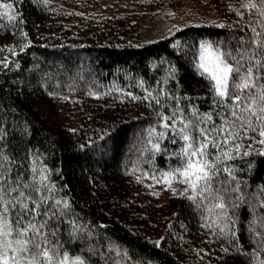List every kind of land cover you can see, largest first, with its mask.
<instances>
[{"label": "trees", "instance_id": "obj_1", "mask_svg": "<svg viewBox=\"0 0 264 264\" xmlns=\"http://www.w3.org/2000/svg\"><path fill=\"white\" fill-rule=\"evenodd\" d=\"M10 1L16 18L0 12V134L14 161L8 165L12 177L31 182L36 167L52 188L45 194L70 205L60 217L61 253L87 264L264 260L256 234L264 216V156L253 152L227 162L238 169L245 201L229 206L235 236L225 237L212 224L215 214L181 195L183 184L165 186L161 174L179 165L174 153L183 142L172 143L168 131L158 141L161 151H152L165 131L161 115L182 110L185 120L195 122L197 111L221 122L224 109L195 66L199 46L248 47L251 27L261 30L255 23L260 16L241 8L240 0H200L219 16L142 41L138 15H102L103 0ZM149 93L160 103L145 99ZM248 143L261 149L245 141L242 151Z\"/></svg>", "mask_w": 264, "mask_h": 264}, {"label": "snow or ice", "instance_id": "obj_2", "mask_svg": "<svg viewBox=\"0 0 264 264\" xmlns=\"http://www.w3.org/2000/svg\"><path fill=\"white\" fill-rule=\"evenodd\" d=\"M240 6L261 18L255 22L261 30L257 31L255 26L250 29L253 35L248 47L221 50L202 42L195 62L200 74L209 81L219 107L224 109L221 122L217 124L210 114L201 116L197 111L192 113L195 122L185 120L182 110L161 115L164 123L160 126L165 131L158 134L152 148L153 152L161 151L158 141L164 139L168 131L172 133V143L177 139L183 142L179 152L174 153L179 165L161 176L169 187L173 181L183 184L182 196L198 209L215 214L212 224L225 237L235 236L231 227L235 221L228 215L229 206L237 208L245 201L242 181L236 176L238 169L227 162L243 159L253 152L264 156V150L254 149L253 143H248L242 151L245 141L264 146V24L261 23L264 0H240ZM0 8L11 10L13 6L0 4ZM4 15L10 21L16 18L7 12ZM149 97L151 93L145 99ZM152 99L160 103L158 96ZM4 138V134H0V264H87L86 258L70 257L66 251H60V217L70 205L45 194H50L52 188L47 175L36 167L31 170V182H21L19 175L12 177L8 165L14 161L5 151ZM252 165L253 161L248 160L247 167ZM222 174H226L227 179L221 180ZM260 193L264 195V188ZM225 196L229 203L225 202ZM49 200H53L51 205ZM259 207H264V202ZM259 221L257 243L264 251V216H260ZM250 230L256 231L252 227ZM224 251L227 253L228 249ZM259 264H264V260Z\"/></svg>", "mask_w": 264, "mask_h": 264}, {"label": "rangeland", "instance_id": "obj_3", "mask_svg": "<svg viewBox=\"0 0 264 264\" xmlns=\"http://www.w3.org/2000/svg\"><path fill=\"white\" fill-rule=\"evenodd\" d=\"M144 1V0H142ZM155 6L148 4H136V0H103L101 7L105 8L102 15L109 13H129L139 22L140 39L150 41L171 35L174 30L186 24H201L216 18L219 13L208 5H203L200 0H158ZM0 4H11L10 0H0ZM13 6V5H12ZM67 8V5H61ZM74 9L75 7L71 6ZM13 9L0 8L1 13L12 15ZM107 9H112L107 13ZM128 14V15H129ZM209 42V41H204ZM211 43V42H209ZM212 44V43H211ZM213 45V44H212ZM215 48V46L213 45ZM264 150V146L260 145ZM165 186L170 189L167 183ZM162 193V192H161ZM162 195H165L162 193Z\"/></svg>", "mask_w": 264, "mask_h": 264}]
</instances>
